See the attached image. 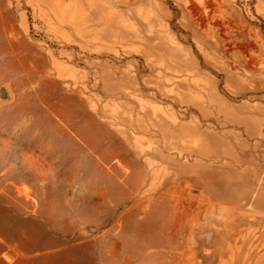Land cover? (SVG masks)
<instances>
[{
  "label": "rangeland",
  "instance_id": "374dc122",
  "mask_svg": "<svg viewBox=\"0 0 264 264\" xmlns=\"http://www.w3.org/2000/svg\"><path fill=\"white\" fill-rule=\"evenodd\" d=\"M0 264H264V0H0Z\"/></svg>",
  "mask_w": 264,
  "mask_h": 264
},
{
  "label": "water",
  "instance_id": "95a60500",
  "mask_svg": "<svg viewBox=\"0 0 264 264\" xmlns=\"http://www.w3.org/2000/svg\"><path fill=\"white\" fill-rule=\"evenodd\" d=\"M1 92L4 93V90L2 89Z\"/></svg>",
  "mask_w": 264,
  "mask_h": 264
},
{
  "label": "bare ground",
  "instance_id": "6f19581e",
  "mask_svg": "<svg viewBox=\"0 0 264 264\" xmlns=\"http://www.w3.org/2000/svg\"><path fill=\"white\" fill-rule=\"evenodd\" d=\"M168 190V189H167ZM170 190V189H169ZM162 192H164V190L162 191ZM166 192V191H165Z\"/></svg>",
  "mask_w": 264,
  "mask_h": 264
}]
</instances>
